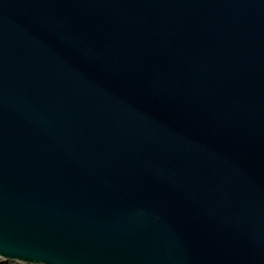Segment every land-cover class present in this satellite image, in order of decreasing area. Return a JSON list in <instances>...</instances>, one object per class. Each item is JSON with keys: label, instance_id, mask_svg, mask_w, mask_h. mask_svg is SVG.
<instances>
[{"label": "water", "instance_id": "1", "mask_svg": "<svg viewBox=\"0 0 264 264\" xmlns=\"http://www.w3.org/2000/svg\"><path fill=\"white\" fill-rule=\"evenodd\" d=\"M0 262L264 264V0H0Z\"/></svg>", "mask_w": 264, "mask_h": 264}, {"label": "rangeland", "instance_id": "2", "mask_svg": "<svg viewBox=\"0 0 264 264\" xmlns=\"http://www.w3.org/2000/svg\"><path fill=\"white\" fill-rule=\"evenodd\" d=\"M0 264H17V263H2V262H0Z\"/></svg>", "mask_w": 264, "mask_h": 264}]
</instances>
